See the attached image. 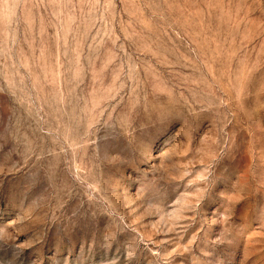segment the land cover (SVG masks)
<instances>
[{
  "label": "rangeland",
  "instance_id": "374dc122",
  "mask_svg": "<svg viewBox=\"0 0 264 264\" xmlns=\"http://www.w3.org/2000/svg\"><path fill=\"white\" fill-rule=\"evenodd\" d=\"M0 264H264V0H0Z\"/></svg>",
  "mask_w": 264,
  "mask_h": 264
}]
</instances>
